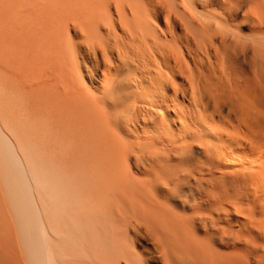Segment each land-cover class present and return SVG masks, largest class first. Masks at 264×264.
<instances>
[{
  "label": "bare ground",
  "instance_id": "6f19581e",
  "mask_svg": "<svg viewBox=\"0 0 264 264\" xmlns=\"http://www.w3.org/2000/svg\"><path fill=\"white\" fill-rule=\"evenodd\" d=\"M248 22L244 33L241 28ZM120 91L126 92L128 103H121L125 95L120 98ZM203 93L215 103L211 104L214 109L220 108L219 112L211 111L209 118L198 105L204 101ZM0 122L15 137L17 149L29 151L27 159L31 157L40 171L47 173L52 168L55 181L46 178L49 172L43 174L45 177L38 176L52 181L50 185L57 183L49 188L50 194L46 193L48 188L46 192L40 188L45 197L64 205L58 201L64 191L67 202L72 203L70 209L67 205L71 203L62 206L64 209L74 210L71 196L75 195L73 212L90 213L91 219L81 214L78 219L77 213H70L68 222L76 220L71 222L76 226L83 216L84 223L91 220L88 228L84 224L86 231L89 226L92 230L90 236L83 233L85 226L80 228V221L77 228L82 229V235L88 234L84 239L97 233L95 242L102 236L101 244L106 238L110 253L97 249L100 244L95 246L99 250L97 259L102 257L104 262L99 260L101 264L112 258L106 264H264V0H0ZM4 137L13 147V137ZM191 139H198L206 147V164L184 167L179 160L173 161ZM2 146L3 151L12 150L5 143ZM19 160L21 165L23 160ZM27 163L28 167L32 164ZM230 167L240 169L233 180ZM39 178L34 184L44 182ZM16 179L17 188L20 181ZM9 181L13 186L11 178ZM74 182L75 194L68 188ZM58 186L60 196L55 191ZM184 186L189 196L182 194L186 203L181 211L186 213L179 216L176 207L172 213H177L172 214V202L167 206V196L159 191L164 187L175 199L185 191ZM3 189L0 264H14L21 256L15 252L19 250L15 245L18 241L23 244L24 256L30 247L40 250L43 229L37 223L42 220L41 216L36 219L39 211L34 213L35 219L30 213H22L28 212L26 206L21 209L27 199L20 206L14 204L20 191L15 192L14 201L7 202L13 204L7 210ZM53 193L56 196L52 197ZM19 198L18 203L22 196ZM11 213L12 217L17 215L16 222L20 214L38 221L34 228L40 230L39 240L33 237L36 243L33 239L29 240L31 246L26 243V232L35 225L29 216L19 218L29 221H23L25 227L29 226L27 235H20L24 226L20 220L17 223L21 228H15L20 236L16 234L18 240L14 237ZM100 215L109 219V238L100 230L108 223L102 218L100 221ZM53 217L58 216L50 219ZM195 221L202 227L196 231L195 225L194 232L191 228ZM16 222L13 226H18ZM106 228L103 231L109 230ZM142 237L151 241L150 247L135 246L137 238ZM115 240L119 243L117 250L108 246ZM95 242H89V248ZM86 246L83 253L94 251ZM45 250L42 255L41 250L38 252L36 264L45 258L47 246ZM53 252L46 261L62 263L57 253L59 259H52ZM67 252L65 258L69 259L71 253ZM34 253H30L31 259ZM92 254L83 255L89 259L80 254V258L92 260ZM45 259L42 264L47 263ZM66 261L63 263L68 264ZM27 263L32 264L28 259Z\"/></svg>",
  "mask_w": 264,
  "mask_h": 264
},
{
  "label": "rangeland",
  "instance_id": "374dc122",
  "mask_svg": "<svg viewBox=\"0 0 264 264\" xmlns=\"http://www.w3.org/2000/svg\"><path fill=\"white\" fill-rule=\"evenodd\" d=\"M217 1H219V0H217ZM249 23H250V22L245 23V25L242 26V28H241L242 32L247 33V29H248L249 26H250ZM247 24H249V25L246 26ZM246 28H247V29H246ZM234 64H235V63H234ZM235 66H236V65H235ZM118 93H119L118 96L121 95L120 98L123 97V96L126 94V92L123 93L122 91H120V92H118ZM206 94H207V93H206ZM206 94L203 93V95H205V97L203 98L204 101L201 99L202 101L198 102V105L200 106L199 109L202 110L205 114H207V116H208V118H209V116L211 115L210 112H211V111H212V112H213V111L215 112V111H216L215 109H217V108L214 109L215 105L211 106V104H215V103L212 102V100H210L211 98L209 99L208 96H207L208 94H207V95H206ZM123 98H124V99H122L121 103H123V102H124V103H126V102L128 103V101H129L128 97L125 95ZM125 98H126L127 101L125 100ZM186 99H188V98H186ZM206 99H209V100H207V101H208V102H211V103H206V102H207V101H205ZM123 100H124V101H123ZM199 100H200V99H199ZM199 100H198V101H199ZM201 102L204 103V104L206 103V105H205V106L203 105V107H202V105H200ZM185 104H187V103L185 102ZM185 104H184V105H185ZM208 104H209V105H208ZM187 105H188V104H187ZM187 105H186V106H187ZM205 107L208 108V109H205ZM211 107H213V108H211ZM209 108H211V109H209ZM224 108H225V107H224ZM224 108H222L221 110L225 113V112H226V109H224ZM212 109H214V110H212ZM223 109H224L225 111H224ZM206 110H210V111H207V112H206ZM219 111H220V108L217 109L216 112H219ZM208 113H209V114H208ZM224 113H222V114L225 115L226 113H225V114H224ZM0 123H1V122H0ZM177 124H178V123H176V125H177ZM0 125H1V127H0V131L3 130L4 132H6V131H5V130H6V129H5L6 127H4L2 124H0ZM1 128H2V129H1ZM4 129H5V130H4ZM4 132H2V133H4ZM7 132L9 133L8 129H7ZM7 132L4 133V134H7ZM4 134H3V135L0 134V135H1V136H0V138H1V139H0V141H1V142H0V151H1V149H2L1 146H2V144L4 145V143H5V145H7L8 147H10V144L7 143V141H8L9 139H7V138L5 139L4 136L7 137V135H8V138H9V137H10V138L13 137V139L11 140V142H14L13 144H11V145L13 146V147H10V150L12 149L11 151H9V150L6 151L8 148H5L6 150H4V151H3V149H2V151H1V153H5V155H7V157H8V159H7L8 162H6V160H5V159H6V156H5V155L2 156V155L0 154V156H1V157H0V171H2V169H1V166H2V168H3V171H2V172H3L4 175H5V178H3L2 175L0 174V177H2V178L4 179V182L2 181L3 183L1 182V179H0V182H1L2 184H5V185H6V186H3V185H2V186L4 187V189H3L2 186H1V184H0V186H1L0 188L3 189V193H2V194H3V198L5 199L6 206H8V205L10 204V202H9V204L7 203L8 201H12V200L14 201V199H15V201H17V203H16V202H15V203L12 202V203H14V204H16V205L19 204V206H20L21 202L23 203V201L27 199V200H26V201H28V202H27V205H25V203L21 204V209H22V211H24V210H23V207L26 206L27 209H28V212L25 211V212H22V213H24V214H25V213H27V214L30 213V214L32 215V217L34 218V215H35L34 213H37V212L39 211V212H38V213H39L38 218L36 217V219L38 220V219L40 218V216H41V220H42L41 223H44V225H42V224L40 223V220H39V223H37L38 227L41 226V228L43 229L42 232H41V233H43V235H42V239H41L42 242H40V241H38V240H39V235H38V233H37L39 229L37 228L38 230H37V229L35 230V228H36V226H37V225H36V222H38V221L35 220V221H36V222H35V221H34L35 218H34V219H33L32 217L30 218L31 215H28V216H29V221H30V223L33 224V223L35 222V225L30 226V229H31V230H28L27 228H29V226H28V227H25V225L27 226V224H24V223H23V221H24L25 223L28 221V220L25 221V219H23V218H24L23 216L26 217L27 214H26V215H24V214H20V215H22V216H20V217H23V218L20 219V220H21L22 223L24 224V226H23L22 224H20V226L22 225V228H21V227L19 226V223H21V222H19V221H20V220H19L20 217H19V218L17 217V218H18V221H17V222H19V223H17V222H16V219H15V216H17V215H15L14 217H12V213H11V214H9V215L11 216V217H10V218H11L10 220H13V221L11 222V224L13 223V224H12V229H13V235L15 234L14 237L18 240L19 236L22 235V232L25 233L27 230H28V232L31 231L30 233L26 232L28 235L25 233V234L27 235V236H26L27 238H28V236L30 235V238H29V239L26 238V240H28V241H26V243L28 242V244L30 245L29 240H30V239H31V240L33 239L32 241L34 242V241H35V240H34L35 236H38V240H37V241H38V243H40V248H38V249L41 250V255L43 254L42 252H44L46 246H47V249H49V250H47V252H45V253H47V254H44L46 259L49 258L50 255H52V254H51V252H53L52 250L55 251V250L57 249V251L59 252V250L61 249V250H62V251H60L61 253H57V252H55V254H54V252H53V254H54V256H52V257H53V258H52L53 260H54V257H55V259H59V258H60V261H63V262H65L66 260L68 261V260H70V259H72V260L74 259L73 261H76V262H73V264H81L82 262H83L84 264H89V261H92L94 264H96L95 262L97 261L98 264H101V263H100V262H102V260H101L102 257H101V256L105 253L104 251H106V253H110V250L107 251V248H108V247H107V243H108V242H107V243L105 242L106 238L104 239V242L100 244L99 239H100L102 236H99V237H98L99 239L96 240V241H98L99 243H98V242H95V238H94V236L97 234V233H96V234L94 235L95 231H94V233L92 234V235H94L93 237H89V238L87 237V239L89 240V241H88V244H86V242H84L85 239H86V237H85V239L83 238V236H88L87 233H89V236H90V234H91V232H92V230H91V232H90V226H89V230H88V232L86 231L87 228H88V224L91 223V220H88L89 218L91 219V215H90V213L88 214L90 217L87 218L88 222H89V221H90V222H89L88 224H86V223H87L86 219L83 218V216L81 217V215H85V213L82 214V213H80V212H79V213H78V212H73L74 210L76 211V209H75V208H76V203L74 202V198H75L74 196H75V195L71 196V197H73V198H72V199H73V200H72V201H73V207L75 206L74 210H73V208H72V210H68V211H67V208L64 209L62 206H64L65 204H70L71 202H67V200H66V195H65V193H64L63 190H62V191H63V194H62V193L60 194V195H62V196L59 195V193L61 192V191L58 190V189L60 188V187H59L60 185L57 187V189L55 188L56 190H55V189H54V190H55V191L58 190V191H57L58 194H56V195H59L60 197H59V196H58V197H59L60 199L58 198L59 200H58V199H57V200L61 202L60 204L63 203L64 205H60V206H58V205H59V204H58L59 202H56L55 199L53 200L54 202L51 203V202H50L51 199H49L48 196L45 197V195H46V193H47V194H48V193L50 194V191H51V190H50L49 188H51L52 186H55V185L57 184V183L54 182L55 185H52V184H53L52 181H55V179H56V178H55L56 176H54V178L52 177V173H53V172L51 173V171H52V168H51V167H52V166L50 167V166H49L50 164L48 165V166L51 168V171H50V172H49L48 169H47V173L49 172V175L51 176V178H50L49 175H45L46 178H48L49 180H50V179L52 180V181L50 182V183H52V184H51L52 186H51L50 183L47 181V179L44 178L45 176H44L43 174H45L46 171H45V172H44V171H40V170H42V169L38 167V165H37V163H36L35 161L33 162V159H32L31 157H30V159H32V160H30L29 158L27 159L28 156H26V155L29 154V151L27 152V150L24 149V152H25V153H24L23 150H22L23 147L21 148L20 145H19L20 148L17 149L18 146H16L17 144H15V143H17L15 137H14L13 135H10L11 133H9V134H7V135H4ZM2 136L4 137V139H3ZM2 139H3V140H2ZM4 140H5V142H4ZM15 141H16V142H15ZM3 142H4V143H3ZM11 142H10V143H11ZM196 144H197V145H196ZM7 146H6V147H7ZM21 146H22V145H21ZM192 146H193V147H192ZM203 146H204L203 143H202L201 141H199L198 139H191L187 144L184 145L183 150H182L183 153H182V154H181V152L178 153V154H177L178 157H177V155H175V156H173L172 159H173V161H175V162H177V161L179 160L178 163L180 162L179 164H183L184 167H185V164L187 165V164H190V163H193V166H197V165H199V164L205 163V161L207 160V158H206V147H205V146L203 147ZM2 147H4V146H2ZM188 147H190V148H188ZM15 149H16L17 152H18V150H20V149H21V150H20L18 153H16ZM187 149H188V151H189L190 153L187 152ZM5 151H6V152H5ZM185 151H186V152H185ZM8 152H9V153H8ZM22 152H23L24 155L21 154ZM7 153H8V154H7ZM14 153H15V154H14ZM19 153H20V154H19ZM18 154H19L20 156L22 155L21 158H20V156H18ZM180 154H181V156H180ZM13 155H14V156H13ZM24 156H25L26 160H25L24 158H22V157H24ZM29 156H30V155H29ZM4 157H5V159H4ZM14 157L17 158V161H16L17 163L15 162L16 159H14ZM180 158H181V160H180ZM1 159L3 160V162L7 163V164L9 165V167H8V165L5 164V163L3 164ZM19 159H22V160H23V161L21 160V161H22V162H21V165H22V166L19 165V164H20V160H19ZM24 160H25V161H24ZM26 161H27V162L30 161V162L32 163L31 166H29V167H30L29 170H28L29 167L27 166V164L29 165V163H27ZM198 161H199V162H198ZM194 162H195V163H194ZM197 162H198V163H197ZM33 164H35V166H33ZM38 164H41V163H38ZM47 164H48V163H47ZM47 164L45 163V165H47ZM205 164H206V163H205ZM17 165H18V166H17ZM36 165H37V168H35ZM32 166H33V169H32ZM41 166H44V165L41 164ZM48 166H47V167H48ZM138 166L140 167V166H141V163H138ZM180 166H182V165H180ZM187 166L189 167V166H191V164H190V165H187ZM187 166H186V167H187ZM5 167H7L6 169L9 168L8 171L10 170V173H9V172L7 173V171L5 170ZM44 167H45V166H44ZM44 167H43V168H44ZM14 168H15V171H14ZM34 168H35L36 170H34ZM38 168H39L40 170H39ZM16 169H18V170H19V173H21V174H20V177H19L18 170H16ZM45 169H46V167H45ZM238 169H239V168H236V167H230V168H229L228 171H230V172H229V176L231 177L230 180H231V179L233 180V178H235V174H236V173H237V174L240 173V171H238ZM38 170H39L41 173H40ZM43 170H44V169H43ZM239 170H240V169H239ZM30 171H31L32 173H31ZM33 171H35L36 173H33ZM37 172H38V173H37ZM42 172H43V173H42ZM16 173H17V174H16ZM47 173H46V174H47ZM232 173H234V174H232ZM8 174H9V175H8ZM25 174H26V175H25ZM31 174H32V175H31ZM40 174H41V175H40ZM231 174H232V175H231ZM16 175H17V178H18L19 181H20V186H18L17 188H16V186L14 187V185H18V183H17V184L15 183V182H16V181H15V179H16ZM35 175H37V176H35ZM42 175H43L44 177H41L42 179L39 178V177L42 176ZM233 175H234V176H233ZM38 176H39V177H38ZM47 176H48V177H47ZM27 177H28V178H27ZM35 177H38V178H39V181L41 180L40 182H43V180H44V182L42 183L44 187H42V186L39 187L40 185H42V184H40L39 182H37V183L40 184L39 186L36 185L37 183L34 184V182L38 179V178H35ZM10 178H11V181H12V183H13V186L11 185V182L9 181ZM43 178H44V179H43ZM52 178H53V179H52ZM3 179H2V180H3ZM18 179H16V180H18ZM33 180H34V181H33ZM45 180H46V182H47V185H44V184H46ZM37 181H38V180H37ZM21 182H22V183H21ZM233 182H235V181H232L233 189L235 190V192H237V190H236V187H237V186H236V182H235L234 184H233ZM74 183H75V182H74ZM74 183H72L71 186H68V188L71 187V190L69 189V190H70L69 192H72V193L74 192V190H75V186L72 188L73 185H76V183H75V184H74ZM21 184H22L23 186L25 185V187H23ZM48 186H49V187H48ZM56 186H57V185H56ZM56 186H55V187H56ZM193 186H194V184L192 185V187H193ZM45 187H46V189H45ZM184 187H185V188H184ZM184 187H183V191L185 190L186 193H184L185 191H184V192L182 191L183 193H178L179 198L182 196V194H184L185 196H189V194H188V190H187L188 188H187L186 186H184ZM6 188H7V189H6ZM22 188H23V189H22ZM40 188H41V190H42V188H44L45 192H46V190H48V189H49V190H48V192H46L45 194H43L42 191H40ZM47 188H48V189H47ZM53 188H54V187H53ZM21 189H22L23 194L20 193V192H21ZM24 189H25V190H24ZM72 189H74V190H72ZM44 190H43V191H44ZM54 190H53V191H54ZM60 190H61V189H60ZM1 191H2V190H1ZM16 191H17V192L20 191L19 194H16V195H21V196H22V199H21V196H19L20 198L17 197V198L21 199V200H19V203H18V199L13 197V196L15 195V192H16ZM160 191H161V192H160ZM160 191H159V194H160L161 196H163V197H164V196H167V197H164V198H165V201L167 200V202H165V204H166L167 206H169L170 203L172 202V204H171L170 206H172V207L174 206V207L172 208L173 210H172L170 213L176 211L174 208L177 207L178 209H177V208H176V209H177V212L179 213L178 215H179V216H180V215H183V214L185 215L186 212H185V211H181V210H184V209H183V204L186 203V201H184V200H185V199H184V198H185L184 195H183L180 199L178 198L177 195H175L176 197H175V199H174V195H173V196L168 195V193H167V192H168V189L166 190L164 187H162V189H160ZM69 192H68V194H69L68 196L71 195V193H69ZM162 192H163V193H162ZM25 193H26L27 196L25 195ZM51 193H52V192H51ZM42 194H43V195H42ZM74 194H75V192H74ZM186 194H187V195H186ZM7 195H8V200L6 201V198H7L6 196H7ZM16 195H15V196H16ZM52 195H53V196H56V195H54V193L51 194V196H52ZM63 195H64V196H63ZM180 195H181V196H180ZM30 196H31V197H30ZM51 196H50V197H51ZM53 196H52V197H53ZM68 196H67V199H68ZM24 197H25V199H23ZM27 197H28V198H27ZM42 197H44L46 200H48V202H47V201L44 202L45 199L42 198ZM47 197H48V198H47ZM71 197H69V199H70ZM171 197H172L173 199H172ZM12 198H14V199H12ZM55 198H56V197H55ZM61 198H62V199L64 198V199L62 200ZM169 198H170V199H169ZM177 198H178V199H177ZM182 198H183L184 200H183ZM16 199H17V200H16ZM69 199H68V201H69ZM36 200H37V201H36ZM51 201H52V200H51ZM70 201H71V199H70ZM75 201H76V199H75ZM39 202H40V203H39ZM55 202H56V205H54ZM65 202H67V203H65ZM168 202H169V203H168ZM48 203H50V204L48 205ZM53 203H54V204H53ZM167 203H168V204H167ZM28 204H29V206H28ZM35 204H36V205H35ZM57 204H58V205H57ZM16 205H15V206H16ZM52 205H54L55 208H56V206H57L58 211H56L57 209L55 210V208H54ZM176 205H177V206H176ZM10 206H13V204H12V205L10 204ZM19 206H17V207H19ZM65 206H66V205H65ZM67 206H68L69 209H70V208L72 207V203H71L70 205H67ZM17 207L15 208L16 210H18ZM36 207H37V208H36ZM40 207H41V208H40ZM59 207H60L61 209H60ZM12 208H13V207H9V206H8V207H7V210H11ZM35 208H36V209H35ZM39 208H40L41 210H40ZM169 208H170V210H171V207H169ZM169 208H168V211H170ZM15 209H14V210H15ZM24 209H26V208H24ZM37 209H39V210H37ZM45 209H46V210H45ZM50 209H51V210H50ZM53 209H54L57 213L54 212V211L52 212ZM62 209H64V210H63V212H65L64 214H63V213L61 214ZM77 209H78V208H77ZM19 210H20V209H19ZM36 211H37V212H36ZM42 211H43V212H42ZM66 211H67V212H66ZM78 211H80V210L78 209ZM11 212H12V211H11ZM16 212H17V211H16ZM40 212H41V213H40ZM44 212H45V213H44ZM46 212H47V213H46ZM58 212H60V215H62V216H60ZM177 212H176V213H177ZM181 212H182V213H181ZM8 213H10V212L8 211ZM14 213H15V211H14ZM19 213H20V212H19ZM52 213H54L53 215H57V216H58V217H53V218H52L54 221H52V219H50V218L53 216ZM70 213H73V214H74V213H77V216H76L77 218L79 217L78 214H81L80 217H81V220H83V221L81 222V223H83V224H82L83 226H80V228H81V227H84L85 225H87V228H86V226H85V229L83 228L85 231H84V230L82 231L83 233H84V232H87V233H86L87 235H86V234H85V235H84V234L82 235V233H81V230H82V229L77 228V227L81 224V223H80L81 220H80V221L78 220V224L76 223L78 226H77V225L75 226L74 223H71V222H74V221H76V220H73V221H69V222H68V218H69V216H70ZM176 213H172V214H176ZM15 214H16V213H15ZM47 214H48V215H47ZM73 214H72L71 216H73ZM51 215H52V216H51ZM64 215H65V216H64ZM74 215H75V214H74ZM88 215H87V216L85 215V216L88 217ZM184 215H183V216H184ZM28 216L26 217V219H28ZM35 216H36V215H35ZM43 216H45V217L43 218ZM48 216H49V218H48ZM92 216H93V215H92ZM94 216H95V215H94ZM94 216H93V219H94ZM96 216H97V215H96ZM100 216H101V217H99V220L101 221L102 219H104V217L102 218V215H100ZM103 216H104V215H103ZM61 217H65L64 220H62ZM76 217H75V218H76ZM72 218H74V216H73ZM77 218H76V219H77ZM95 218H96V217H95ZM101 218H102V219H101ZM14 219H15L16 224H18L19 227H18V226H13V225L15 224ZM30 219H32V220H30ZM78 219H79V218H78ZM93 219H92V220H93ZM97 219H98V218H97ZM97 219H95V221H96ZM107 219H108V217L106 218V220H107ZM43 220H44V222H43ZM66 220H67V221H66ZM71 220H72V219H71ZM106 220L104 219L103 222H104L105 224H106V222H108V223H107L104 227L101 226V228H100V227H99V228H100V230L102 229V232H104V234L106 233L105 235H106V237H108L107 234H108L110 231H112V228L110 227L109 221H106ZM108 220H109V219H108ZM29 221H28V222H29ZM31 221H33V222H31ZM65 221H66V222H65ZM95 221H93L94 224H92V225L97 224V223H95ZM100 221H99V222H100ZM105 221H106V222H105ZM52 222L55 223V224H53ZM62 222H65L66 224H65V223L63 224ZM67 222H68V223H67ZM84 222H86V223H84ZM96 222H98V221H96ZM99 222H98V223H99ZM103 222H102V223H103ZM195 222H196V221H195ZM197 222H198V221H197ZM197 222H196V223H197ZM30 223H29V224H30ZM60 223L62 224L63 228L60 226V225H61ZM70 223H71V224H70ZM104 223H103V224H104ZM196 223H194L193 226H192V228H191L194 232H195V229H197L196 231H198V230L202 227L201 225H199L200 222H198L197 224H196ZM39 224H40V225H39ZM45 224H46V225H45ZM51 224H52L53 226H54V225H55V226L52 228V227H51V226H52ZM69 224H70V226H67V225H69ZM84 224H85V225H84ZM100 224H101V223H100ZM100 224H99V226H100ZM103 224H102V225H103ZM108 225H109V227H108ZM195 225H196V226H195ZM66 226H67V227H66ZM97 226H98V225H95V227H97ZM194 226H195L196 228H195ZM23 227L26 228L25 231H24V228H23ZM34 227H35V228H34ZM59 227H60V228H59ZM69 227L71 228L72 231L70 230ZM92 227H93V226H92ZM102 227H103V228H102ZM106 227L109 228V230H106L107 232L103 231ZM198 227H199V228H198ZM15 228H16L17 230L21 228L20 231H19V232H21V234L19 233L20 235L17 233V230H15ZM44 228H45V230H44ZM99 228H96V230L99 229ZM108 228H106V229H108ZM110 228H111V229H110ZM193 228H195V229H193ZM61 229H62V230H61ZM64 229H65V230H64ZM66 229H67V230H66ZM33 230H34V231H33ZM58 230H59L60 232H58ZM77 230H79V232H78ZM39 231H40V230H39ZM43 231H44V232H43ZM52 231H53V232H52ZM32 232H34V233H32ZM97 232H98V231H97ZM102 232L99 231L98 233H102ZM36 233H37V234H36ZM65 233H66V234H65ZM71 233H72V234H71ZM76 233H77V234H76ZM16 234L19 235V236H17ZM39 234H40V232H39ZM52 234H54V236H53ZM59 234H60V235H59ZM75 234H76V235H75ZM80 234H81V235H80ZM50 235H51L52 238L50 237ZM62 235H63V236H62ZM92 235H91V236H92ZM105 235H103V236L105 237ZM111 235H112V232H111ZM111 235H109V236H111ZM24 236H25V235H24ZM97 236H98V234H97ZM21 237H23V235H22ZM21 237H20V238H21ZM33 237H34V238H33ZM57 237H59V239H58ZM77 237H78V238H77ZM80 237H82V238H80ZM56 238H57V240H56ZM75 238H76V239H75ZM90 238H91V240L93 241V243H94V242L96 243V244L94 245V247L91 246V247L93 248V250L95 251V253L97 254L96 257L94 256V254H95L94 251H93V250H92L93 252L90 251V250H91V249H90L91 247L89 248V242H92V241H90ZM108 238H109V237H108ZM142 238H144V239L142 240ZM142 238H137L136 241H137V242H138V241H139V242L141 241V242H140L139 244H138L137 242H135V244H136L135 246H136L138 249H141V247H144V249L150 247L151 241L148 240V238H146V237H142ZM23 239H25V237H24ZM49 239H50V240H49ZM51 239H52V240H51ZM69 239H70V240H69ZM74 239H75V240H74ZM77 239H78V240H77ZM87 239H86V240H87ZM110 239H111V238H110ZM145 239H146V240H145ZM19 240H20V239H19ZM59 240H60V241H59ZM113 240H114V239L112 238L110 241H113ZM20 241H21V240H20ZM20 241L17 242V241L15 240V242H17L15 245L18 244L17 246H18V249H19V250H15V252H16V251L20 252L19 254H18V252H17V254H18V255H21L22 257H21V256H19V257H20V258H23V259H20L19 257H17L18 259H16V262H15L14 264H16V263H17V260H19V259H20L21 263L18 262L17 264H19V263H20V264H28V263H27V259H28V262H30V263H32V264H34V263L36 264L37 259L35 260V258L38 257L37 254H39L38 252H39L40 250L35 249V250L32 251V250L30 249V248H32V247H30V246H31V245H30V246H28V247H30V248H28L29 251H27V252H28L27 255L24 256L25 254L23 253V250H22V249H23V246H22L23 244H22V243H21L22 245L19 244ZM32 241H30V242L32 243ZM37 241H35V243H36ZM57 241H59V244H57V243H56L57 245H56V244H53V242H57ZM76 241H77V242H80V244L78 245ZM101 241H102V240H101ZM107 241H108V240H107ZM115 241H116V240H115ZM146 241H148V242L150 241V243H148V242H146ZM46 242H47L49 245L46 244ZM69 242H70V243H69ZM83 242H84L85 244H83ZM26 243H25V245H26ZM35 243H34V244H35ZM147 243H148V244H147ZM50 244H52V245H50ZM62 244H63V245H62ZM90 244H91V243H90ZM97 244H100V247L98 246L97 249H98V248H99V249H101V248L103 249V248H104L103 250L101 249V251L104 252V253H103L102 255H100L101 258H99V259H97L98 256H99V254H98V251H99V250L97 251V249L95 248V246H97ZM103 244H104V246H103ZM108 244H109V243H108ZM110 244H111V243H110ZM115 244H118L117 247H116ZM115 244L112 243L111 245H108V246H109V247H111V246H115V248H113V249L115 250L116 248L119 247V243L116 241ZM141 244H142V245H141ZM145 244H146V246H145ZM20 245H21V247H20ZM25 245H24V247H25ZM32 245H33V244H32ZM41 245H42V246H41ZM68 245H69V246H68ZM71 245H72V246H71ZM75 245H76V246H75ZM85 245H88V246H86V249L88 250V248H89L90 254L93 253V254H92V257H91L92 260L90 259V260L87 261V260H85V259H84V260H81V258H80V256H81L80 254H82V256H81L82 258L85 256V254H86V255H90V254H87V253H89L87 250H86L87 253H85V252L83 253V251H85V247H84ZM91 245H93V244H91ZM143 245H144V246H143ZM49 246H50V247H49ZM58 246H60L61 248L59 249ZM73 246H75V247H73ZM33 247H34V246H33ZM36 247H37V245L35 246V248H36ZM38 247H39V246H38ZM53 247H55V248H53ZM56 247H57V248H56ZM66 247H67V249H66ZM78 247H79V248H78ZM87 247H88V248H87ZM26 248H27V247H26ZM63 248H65V250H64ZM74 248H76V249L78 248V249H77L78 252H77V250H75ZM16 249H17V247H16ZM58 249H59V250H58ZM108 249H110V248H108ZM20 250H21V251H20ZM26 250H27V249H26ZM26 250H24V251H26ZM36 250H37V253L35 254L34 252H36ZM71 250H73V254H72V251H71ZM81 250H83V251H81ZM114 250H113V251H114ZM116 250H117V249H116ZM45 251H46V250H45ZM67 251H70L69 253L72 254V255L69 254V259H66V258H67V254H68ZM74 251H76L77 254H76V252H74ZM31 252H33V253L35 254V256H32V259H31V257H29ZM81 252H82V253H81ZM102 252H101V253H102ZM22 253H23V254H22ZM56 253L59 254V255L57 256ZM111 253H112V251H111ZM117 253H118V251H117ZM15 254H16V253H15ZM17 254H16V256H17ZM74 254H75V255H74ZM55 255H56L57 257H59V258H56ZM70 255H71V258H70ZM83 255H84V256H83ZM106 255H107L108 257L112 256V254H111L110 256H109V254H106ZM113 255H115V254H113ZM39 256H40V254H39ZM90 256H91V255H90ZM107 256H106V257H107ZM28 257H29V258H28ZM65 257H66V258H65ZM73 257H76V258H73ZM86 257H87V256H86ZM86 257H84V258H86ZM94 257H95V260H96V261H93V258H94ZM103 257H104V255H103ZM106 257H105V258H106ZM108 257H107V258H108ZM112 257H113V256H112ZM39 258H40V260H41V257H39ZM45 258H42L41 261H44ZM64 258H65V260H63ZM115 258H116V257H115ZM46 259H45V261H46ZM75 259H76V260H75ZM86 259H89V258L87 257ZM113 259H114V258H112L111 260L109 259V261H113ZM22 260H23V261H22ZM30 260H31V261H30ZM33 260H34V263L32 262ZM47 260H49V259H47ZM99 260H101V261L99 262ZM104 260H105V259H104ZM104 260H103V261H104ZM106 260H107V259H106ZM41 261H40V262H41ZM55 261H57V262H55V263H59V262H60V261H58V260H55ZM67 261H66V262H67ZM70 261H71V260H70ZM70 261H69V262H70ZM86 261H87V262H86ZM109 261H108V262H109ZM38 262H39V260H38ZM40 262H39V264H40ZM46 262H47V261H46ZM52 262H54V261H52ZM63 262H62V263H63ZM69 262H67V263L69 264ZM78 262H79V263H78ZM108 262H106V263H108ZM62 263H59V264H62ZM83 263H82V264H83ZM93 263H92V264H93ZM102 263H104V262H102ZM106 263H105V264H106ZM41 264H42V262H41ZM43 264H44V262H43ZM45 264H50V263L47 262V263H45ZM63 264H64V263H63ZM70 264H72V261H71ZM90 264H91V262H90Z\"/></svg>",
  "mask_w": 264,
  "mask_h": 264
}]
</instances>
